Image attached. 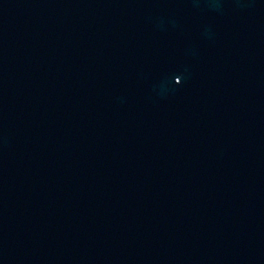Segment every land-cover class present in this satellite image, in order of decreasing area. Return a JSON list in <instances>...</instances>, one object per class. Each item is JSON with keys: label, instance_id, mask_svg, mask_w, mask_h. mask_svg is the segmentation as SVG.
<instances>
[{"label": "water", "instance_id": "water-1", "mask_svg": "<svg viewBox=\"0 0 264 264\" xmlns=\"http://www.w3.org/2000/svg\"><path fill=\"white\" fill-rule=\"evenodd\" d=\"M0 264H264V0H0Z\"/></svg>", "mask_w": 264, "mask_h": 264}]
</instances>
